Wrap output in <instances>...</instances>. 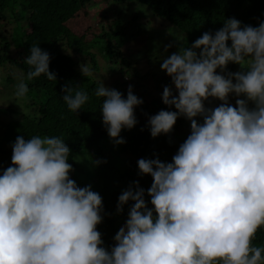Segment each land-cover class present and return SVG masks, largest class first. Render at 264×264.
Returning a JSON list of instances; mask_svg holds the SVG:
<instances>
[{"label":"clouds","instance_id":"1","mask_svg":"<svg viewBox=\"0 0 264 264\" xmlns=\"http://www.w3.org/2000/svg\"><path fill=\"white\" fill-rule=\"evenodd\" d=\"M177 41L160 65L171 81L161 100L175 110L149 116L147 127L152 138L169 135L183 117L190 134L171 162L137 161L138 175L152 183L146 193L133 181L118 196L116 214L131 204L114 245L106 248L97 230L108 215L101 195L71 178L75 158L65 140L17 136L11 164L0 172V264H264V247L253 244L264 228V21L253 27L228 18L190 46L184 34ZM23 62L28 80L56 82L50 54L38 44ZM229 64L242 70L227 71ZM79 67L82 76H94L87 61ZM61 91L72 113L89 101L79 86ZM28 92L21 79L13 102ZM95 96L108 137L126 143L121 131L138 123L143 100L131 85L123 95L102 79ZM211 100L220 103L206 106Z\"/></svg>","mask_w":264,"mask_h":264},{"label":"trees","instance_id":"2","mask_svg":"<svg viewBox=\"0 0 264 264\" xmlns=\"http://www.w3.org/2000/svg\"><path fill=\"white\" fill-rule=\"evenodd\" d=\"M93 7L99 10L92 13ZM147 16L161 18L165 25L173 27L169 31H176L177 40L184 34L185 46H190L204 32L214 33L221 28L224 19L236 18L242 25L258 26L264 21V0H0V73L9 72L0 79V84L13 88L12 83L23 79L29 88L27 107L23 110L0 106V117L8 118L0 132V172L11 164V144L17 136L64 139L72 152H82L80 163L69 160L74 169L71 178L78 186L92 185V190L102 197L108 215L97 230L102 233L106 248L114 245L113 237L127 219L131 202L116 214L122 190L133 181H139L146 193L151 186V176L138 175L137 161L159 158L171 162L190 134V122L181 117L169 135L150 136L148 117L160 110H175L162 103L163 88L171 87V81L154 56L149 62L157 63L154 68L147 64L145 70L137 67L123 70L130 62L137 63L126 56L124 40L129 32L136 34L128 29V24L138 28V23ZM36 44L50 54L49 70L56 74V82L44 76L27 79L28 65L23 60ZM179 46L178 41L171 44V51L176 52ZM86 61L94 71L93 77L81 75L79 65ZM121 70L131 81L117 77L108 87L126 95L131 85L143 103L135 109L138 123L131 130L121 131L126 143L114 145L102 124L99 109L102 99L95 96V89L105 75H117ZM240 70L239 65L227 66L230 72ZM134 78L137 81L133 85ZM145 78L151 80L147 84L154 89L137 90L136 86L142 87L140 83ZM69 84L79 86L89 95V101L77 113L70 112L60 98L62 87ZM229 101L235 104L234 97H229ZM219 103L211 100L206 106L215 107ZM95 161L102 162L96 165ZM145 200H150L147 194ZM253 244L264 247V228L257 231Z\"/></svg>","mask_w":264,"mask_h":264},{"label":"rangeland","instance_id":"3","mask_svg":"<svg viewBox=\"0 0 264 264\" xmlns=\"http://www.w3.org/2000/svg\"><path fill=\"white\" fill-rule=\"evenodd\" d=\"M97 9V10H96ZM91 12H95L94 10H96V12L99 10L98 7H93L90 9ZM128 29H131L132 32H135V36L131 34V32L128 33L129 36H127L124 40L125 44L124 47H127L128 52H126V56H130L132 57V59L136 60L137 63L134 62H130L129 67L123 68V70H126L127 68H130V70H132V68H138V69H143L145 70L146 66H149L150 68H154L155 65L157 63L154 62H150V60L152 59V56H154L157 60L156 62H159V64L161 65L162 63V59L166 58L167 56L171 55V44L176 45L177 42V33L176 31H169L170 28L174 29L171 26H167L165 25V23L162 21L161 18L158 17H144V20L138 23V28L135 25L128 24ZM137 30V31H136ZM170 47H167L169 46ZM167 47V51H165V48ZM175 52V50L173 51V53ZM158 55V57L156 56ZM7 73H9L7 70H2L0 73V79L5 78ZM117 75H113L111 74V76L105 75V78L103 79V82L105 84V86H110L109 84L113 83V81L118 77H122V80H126L125 78L127 77L128 80L127 81H131L130 80V76L123 74L122 70L119 72H116ZM148 76H151L148 75ZM138 77V76H137ZM141 77V76H139ZM136 78L133 79L132 84L134 85V83H136ZM148 82H151V80L149 79H144V81L142 83H140L142 85V87L140 86H136V89L139 91H143V90H150V89H154L151 88L150 84H147ZM14 86L13 88L8 87L6 88L5 86L0 84V106L1 107H8V106H12V107H16L18 108V110H23L26 106V101H28L26 98L23 100H19V101H15L14 100V92H15V86L16 84H13ZM134 94V93H133ZM135 95V94H134ZM7 103V104H6ZM7 117L6 116H1L0 120V132H2L5 129V124L7 122ZM82 155V152H70V157H74L75 159L70 158V162L72 163H80L78 162L80 160V156Z\"/></svg>","mask_w":264,"mask_h":264}]
</instances>
